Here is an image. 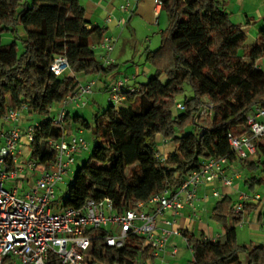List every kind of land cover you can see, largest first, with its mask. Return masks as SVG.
Returning a JSON list of instances; mask_svg holds the SVG:
<instances>
[{
  "label": "trees",
  "instance_id": "16d2710c",
  "mask_svg": "<svg viewBox=\"0 0 264 264\" xmlns=\"http://www.w3.org/2000/svg\"><path fill=\"white\" fill-rule=\"evenodd\" d=\"M155 1L168 24L159 33V46L146 52L153 67L146 82L133 91L125 88L118 104L107 101L92 122L66 113L55 124L50 108L80 84L67 72L97 81L114 68L115 62L103 65L93 48L106 30L90 24L79 0H0V118L22 106L28 115L43 116L27 144L28 159L38 165L52 162L55 151L49 141L66 138L72 123L91 132L90 154L74 168L61 208L109 198L122 213L166 188L177 190L205 160L219 156L248 168L253 173L245 181L249 186L264 184V138L254 140L255 153L247 158L232 151L228 138L249 135L247 116L256 107L264 108V71L256 63L264 58V25L246 45L247 34L242 24L232 21L227 0ZM18 25L23 29L19 54L14 40L1 42V33L15 34ZM56 56H64L69 65L59 76L49 70ZM185 82L193 96L184 99V110L176 114L175 98ZM204 104L211 105L210 118L199 115ZM158 138L173 146L160 153L163 161L155 155ZM230 203V195H224L211 210L210 218L222 228L217 239L183 231L193 264H241V253L246 264H264V243L244 246L236 238L243 212L256 205L244 202L235 213ZM87 233L91 241L84 252L86 264H139L154 258L149 245L140 244L143 237L129 235L123 247L114 248L105 243V229ZM46 264L63 263L50 252Z\"/></svg>",
  "mask_w": 264,
  "mask_h": 264
},
{
  "label": "built area",
  "instance_id": "2783aa9c",
  "mask_svg": "<svg viewBox=\"0 0 264 264\" xmlns=\"http://www.w3.org/2000/svg\"><path fill=\"white\" fill-rule=\"evenodd\" d=\"M121 7L128 10L129 5L126 3ZM114 42L112 36L103 35L93 46L103 65L115 62L112 56ZM68 69L64 56H56L49 65V70L56 76ZM128 81L129 77H121L109 85V102L118 104L124 100L122 92L125 88L134 90L128 86ZM95 82L91 79L80 83L72 95H67L61 101L57 114L51 115L53 123L64 120L68 104L84 106L85 97L93 92ZM175 108L182 111L184 104L177 102ZM201 108L200 115L210 118L211 105L204 104ZM25 110V106L11 109L2 118L8 129L1 133L0 146V264H46L50 252L63 264H86L84 252L91 241V235L87 233L91 229L107 231L104 238L107 246L121 248L129 235H136L143 237L142 246L149 245L151 256L163 259L169 252L175 257L179 249L173 245L168 250V240L171 236H181V232L174 228L175 219L165 217V213L174 216L187 208L196 216V202L200 199L198 192L203 186L218 183L231 187L233 179L238 177L237 174L226 173L227 157H211L198 170L188 174L177 190L166 188L122 213L115 210L109 198L99 201L88 199L79 208L67 207L55 212L51 206L56 199V186L71 173L73 175L76 156L89 150V142L81 134L50 140L49 146L55 151L52 162L46 165L35 164L30 159L22 162L19 159L24 147L22 141L28 144L33 140L35 128L41 120H32L22 126V112ZM246 124L249 135L228 136L232 151L240 158L253 155L254 140L264 138V108L256 107L247 116ZM155 155L164 160V155L159 152ZM207 196L205 194L203 198ZM211 196L222 197L215 188H212ZM249 199L261 201L258 194L253 197L240 194L239 202L233 206L234 212L240 213L243 203ZM183 238L187 244L186 237Z\"/></svg>",
  "mask_w": 264,
  "mask_h": 264
},
{
  "label": "crops",
  "instance_id": "0c3cea01",
  "mask_svg": "<svg viewBox=\"0 0 264 264\" xmlns=\"http://www.w3.org/2000/svg\"><path fill=\"white\" fill-rule=\"evenodd\" d=\"M79 2L83 5L85 9V18L90 22V24L98 25L102 28H104L105 35H107L113 29L114 25H117V22L119 21H125V14H129L130 12V18L133 15H140L142 21L149 26H152L153 21L155 20V25L159 26L160 22L165 19V15H163V10L161 9V5L157 3L155 0H79ZM128 3L129 8L128 10H123L121 6ZM254 3H257V7L255 8L253 6ZM229 10H228V9ZM260 9V10H258ZM226 10L230 13L231 19H235L237 23L242 24V28L247 34L248 43L246 45H249L253 43L257 37L258 30L264 25V0H227ZM260 11V12H259ZM153 15H156V18L153 17ZM107 18H110L109 21H107ZM129 18V19H130ZM129 23L130 21L127 20L126 23ZM151 28V27H150ZM162 30V28H158L156 31H152L154 35ZM151 31V30H150ZM250 39V40H249ZM149 40L148 44L145 46L143 51H139L140 57L143 56V54H146L147 51L155 50L160 43V40H156L154 42V46H151L153 41ZM115 49V48H114ZM133 52H127L126 48L123 47L122 50L115 51L113 57L115 59L114 68L111 71H108L106 73H101L97 77V81L93 86V92L90 95H87L85 97L86 105L84 107H76L73 104H68L66 106V113L69 115H79L83 118H85L87 121L92 120L93 115L97 112L102 111L107 106L108 101V87L109 85L116 79L121 77H129L128 74H131L129 70L124 72V70L121 69V65H125V62L133 61ZM123 56V57H122ZM263 59V58H262ZM258 59L257 64L258 66L263 70L264 66V60ZM135 66V65H134ZM132 77H129L128 86L130 87H136L139 83H143V80L146 78L148 79L149 75L153 72V67L151 65H143L142 67L138 66L133 68ZM264 71V70H263ZM68 76H75L76 80L79 83H85L88 80H91L92 77L85 76L83 74H73L72 72H67ZM124 75V76H122ZM138 77L142 79V81L137 82ZM57 105L55 107L56 112L58 111ZM88 107V112H84ZM33 118V116H32ZM24 121H22V126H25L28 122V120L31 119V117L28 118L27 115H23ZM26 120V121H25ZM3 130L1 132H5L8 129V125H6L3 122ZM84 130L78 126L76 123H72L69 127V130L66 134V138H69L72 135L75 134H83ZM2 144V140H1ZM22 145H27L26 141H22ZM90 147V143H89ZM156 149L161 154H166L168 151H171L173 149V146L169 142H165L163 139L158 138ZM89 150L83 151L88 152ZM81 152V153H83ZM80 153V154H81ZM79 155V154H78ZM77 155V156H78ZM76 156V159H77ZM226 173L232 174L233 173V164L229 163L227 166ZM240 176L238 175L237 178ZM217 186H221L218 183L215 184H207L203 186L199 192L198 196L200 199L196 202L197 210H196V216L193 215L189 209L185 208L182 209L178 214L172 215L169 212L165 213V217H170L175 219L174 228L179 229L181 232V236H171L168 240V250L173 245L183 244L184 236L183 231L190 232L194 234L195 236H198L200 233H203L206 237H214L215 235L220 236L221 234H215L213 227L210 225V223L207 222H199L196 220L197 218V212L201 208L207 209V205L210 203L209 196L203 198V195H207L209 190H212V188H216ZM240 184L236 183L235 187L239 188ZM221 189L223 191L224 195H230L233 190L230 189V187H224L221 186ZM209 212V210H206ZM203 212V210H202ZM190 227V228H189ZM192 228V229H191ZM194 229H197V233L194 232ZM217 233V232H216ZM183 238V239H182ZM188 247V246H187ZM179 249V248H178ZM179 252V250H178ZM161 261L165 262V260H168L169 262H172L174 257L169 255V252H167ZM178 254V253H177ZM177 256V255H176ZM157 259V257H154L153 259H148L146 261H140L139 264H155L154 260ZM162 262V263H163Z\"/></svg>",
  "mask_w": 264,
  "mask_h": 264
},
{
  "label": "rangeland",
  "instance_id": "374dc122",
  "mask_svg": "<svg viewBox=\"0 0 264 264\" xmlns=\"http://www.w3.org/2000/svg\"><path fill=\"white\" fill-rule=\"evenodd\" d=\"M27 1L30 2V0H27ZM257 5H258L257 3L253 4L255 8H259L257 7ZM163 13H164L163 15H165L164 16L165 19L160 22L159 26L155 25L156 24L155 20L153 21L152 26L150 25L148 26L144 22V20L142 21L140 15H133L130 18L131 15L129 12V14L127 13L125 14V21H123V23L118 24L117 22L118 26L114 25L113 29H111V31H108L109 33L107 35L112 36L113 39L115 40L114 42L115 51H118L119 53V51L122 50L123 47L126 48L127 52L135 51L133 52L134 54H132L133 61L125 62L124 63L125 65L123 64L121 65V69L124 70V72L129 70V72L131 73V74H128L129 77H132V73H133L132 70L133 68H135V66L136 67L138 66L139 68L140 66L142 67L143 65H150V63L146 61V54H143V56L140 57L139 51L144 50L149 40L153 41L151 46H154V42H156V40H160V34L156 33L154 35L152 31L154 30L156 31L158 28H162V29L166 28L168 24V18L164 11ZM153 17L156 18V15H153ZM127 20H129L130 22L126 23ZM232 21L236 22L235 19H232ZM22 33H23V29L21 25L16 26L15 34L11 30H5L1 33V42L3 44H8L12 40H14L16 42L17 50L19 54L22 51V41L19 37ZM246 43H248V39L246 40ZM114 50L112 52V56L114 54ZM262 60H264V58ZM162 79L165 80V77L162 76ZM138 80L142 81V79H140L139 77L137 79V82H139ZM143 82H146V78L143 80ZM192 96H193V90L190 84L188 82H185L183 84V91L176 95L175 101L183 103L185 98H190ZM57 105L60 106V104L53 105L52 110L49 113L50 116L57 114L56 109H55ZM57 109H59V107H57ZM87 110H88V107L83 111L88 112ZM173 111L176 114L179 112H182L179 110L177 111L175 107L173 108ZM23 114L27 115L28 118L29 117L32 118L33 116V115H28V113L25 111L23 112ZM23 114H22V118H23ZM42 117L43 116L41 115H34L32 119L28 120V122L30 123L32 122V120L34 121L39 120ZM205 117L206 116H204V118ZM92 120L89 119L90 122H92ZM22 121H24V119H22ZM2 125H3V120L0 118V132L3 130ZM82 136L90 143V149H91L92 147L91 132L85 129ZM0 146H1V137H0ZM90 149L88 152H83L77 156L75 166H74L75 169L87 159V157L90 154ZM29 152H30L29 145H24L21 156L19 157L20 161L24 162L28 160ZM232 164H233V174H237V176L239 175L240 177L234 178L233 185L230 187V189L233 190V192L230 194L231 207H233L235 204L239 202L238 197L240 194H246L250 197H253L256 194H258L261 197L260 203H258L257 200H251V199L247 201V203L256 205V207L252 210L243 212L241 216L240 224L236 226L237 243L240 245H244V246L264 243V184H255L252 187L249 186L245 181L248 177L252 176L253 173H251V171L248 168L243 167L242 164L238 160L232 162ZM71 180H72V173L70 177H65L63 182L59 183L56 186V189H55L56 199L52 203V206H51L53 211L58 212L61 209L62 202L66 196L67 185L69 184ZM236 183L240 184L239 188L235 187ZM215 189H217L219 193L223 196V191L221 189V186H217ZM211 192L212 190H209L207 193V195L210 198V203L207 205V209H205L204 207L201 208V212L200 210L197 212L196 220L199 222L206 223V224L207 222L210 223V225L214 229L215 234L222 235V228L220 224H217L213 219L210 218L211 210L213 206L220 199L217 197H212ZM206 210H209V212ZM194 232L197 233V229H194ZM178 248H179V252L177 256L174 257L172 262H169L168 260H165V262H163L161 261V258H157L154 260V263L155 264H193L191 251L187 247L186 242L184 241L183 244L178 245ZM240 261H241V264H246V258H245L244 253H241Z\"/></svg>",
  "mask_w": 264,
  "mask_h": 264
},
{
  "label": "water",
  "instance_id": "95a60500",
  "mask_svg": "<svg viewBox=\"0 0 264 264\" xmlns=\"http://www.w3.org/2000/svg\"><path fill=\"white\" fill-rule=\"evenodd\" d=\"M201 111H202V108H201L200 111H199V115L201 114Z\"/></svg>",
  "mask_w": 264,
  "mask_h": 264
}]
</instances>
